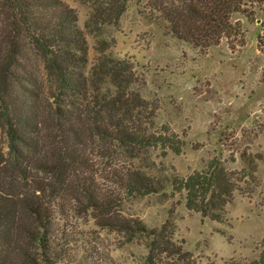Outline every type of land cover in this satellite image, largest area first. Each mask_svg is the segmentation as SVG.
Instances as JSON below:
<instances>
[{
  "label": "trees",
  "instance_id": "obj_1",
  "mask_svg": "<svg viewBox=\"0 0 264 264\" xmlns=\"http://www.w3.org/2000/svg\"><path fill=\"white\" fill-rule=\"evenodd\" d=\"M74 1L89 9L87 25L96 32L105 25L117 26L128 3L140 2ZM144 9L150 19L163 24L165 34L203 53L222 40L242 46L241 19L255 21L263 0H145ZM29 51L41 58L42 70L54 83L55 102L42 97L38 78L28 69ZM86 64L87 43L75 10L61 0H0V122L9 140V153L18 164L15 170L21 181L31 185L19 195L0 190V264H97L93 250L90 258L78 260H67L55 252L60 230L51 204L68 189L77 193L71 195L72 206L98 229L121 235L125 243L149 239L145 264H194L184 243L173 240L171 223L149 230L118 210L122 193L157 195L162 185L138 171L123 173L112 168L107 178L112 188H99L85 152L90 139L117 147L159 148L164 157L169 152L178 156L183 141L167 128L147 134L108 115L118 101L122 105L117 111L144 109L132 90L131 64L111 56L100 64L116 100H103L104 105L98 107L88 99L91 86L83 71ZM239 158L245 165L239 171H228L213 158L202 170L175 177L172 193H184L187 211L222 224L234 194L250 197L256 188V162L261 156L242 152ZM252 264H264V238Z\"/></svg>",
  "mask_w": 264,
  "mask_h": 264
},
{
  "label": "rangeland",
  "instance_id": "obj_2",
  "mask_svg": "<svg viewBox=\"0 0 264 264\" xmlns=\"http://www.w3.org/2000/svg\"><path fill=\"white\" fill-rule=\"evenodd\" d=\"M61 1L75 10L78 27L85 34L87 64L83 71L91 86L89 102L98 107L104 105L103 100L116 98L100 64L108 56L125 60L133 67L132 90L144 109L117 111L122 105L118 101L108 115L147 134L167 128L183 141L180 155L169 152L164 157L159 148L117 147L87 139L85 152L98 187L112 188L107 181L112 168L123 173L138 171L163 190L149 196L122 193L118 210L124 217L140 220L149 230L171 223L173 240L184 243L194 264H252L264 238V0L255 21L241 19L242 46L222 40L203 53L165 34L163 24L150 19L144 9L145 0L129 2L118 25H105L99 32L87 25L86 6L74 0ZM27 60L42 97L55 102L56 89L42 70L41 58L29 51ZM109 116L103 113L106 119ZM242 152L261 156L256 162V188L250 197L234 194L222 224L187 211L184 193H172L175 177L200 171L213 158L228 171L241 170L245 166L239 158ZM16 168L0 122V190L5 193L19 195L31 186L20 180ZM76 194L64 190L51 204L60 230L55 252L67 260H78L88 258L93 250L97 264H145L149 239L125 243L121 235L98 229L72 206L71 195Z\"/></svg>",
  "mask_w": 264,
  "mask_h": 264
},
{
  "label": "water",
  "instance_id": "obj_3",
  "mask_svg": "<svg viewBox=\"0 0 264 264\" xmlns=\"http://www.w3.org/2000/svg\"><path fill=\"white\" fill-rule=\"evenodd\" d=\"M257 23H258V21H257Z\"/></svg>",
  "mask_w": 264,
  "mask_h": 264
}]
</instances>
